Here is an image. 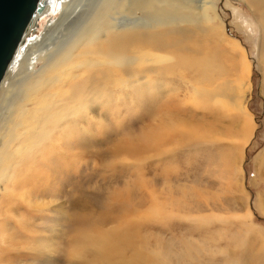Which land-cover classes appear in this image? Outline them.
<instances>
[{"label":"rangeland","instance_id":"obj_1","mask_svg":"<svg viewBox=\"0 0 264 264\" xmlns=\"http://www.w3.org/2000/svg\"><path fill=\"white\" fill-rule=\"evenodd\" d=\"M262 1L52 4L22 46L31 71L6 77L0 154L15 117L35 123L19 99L63 71L41 113L59 123L17 165L57 180L4 231L0 156V264H264Z\"/></svg>","mask_w":264,"mask_h":264},{"label":"bare ground","instance_id":"obj_2","mask_svg":"<svg viewBox=\"0 0 264 264\" xmlns=\"http://www.w3.org/2000/svg\"><path fill=\"white\" fill-rule=\"evenodd\" d=\"M68 1H72L71 3H73L74 0H40V3L43 5V9L41 10V12H36L34 14L31 22L29 23V25L27 27V30L25 31V34L23 35L22 41L19 43V45L16 48V51H15L9 65H8L6 71H5V74L0 81V97L6 91L4 89V84L7 81L6 77L11 74V70L14 67V65H22L24 62L25 66L22 67V68H24V72L29 73L31 71L32 68L30 66L32 65V61H34L35 57H32L30 59H25V61H24L25 57L23 58V54L25 53L24 55H26V52H25V48L22 46L24 45V43L25 44L29 43V41H30L29 38H30L31 32H33L32 34H34L40 19L44 16H47L50 13L53 3H55V5H56L55 13H57V12L65 9V8H68L70 6V5H66ZM262 2H264V1H262ZM187 5H189V4L187 3ZM207 5H209V3L207 1L206 2L203 1V9L205 11L210 12V14H211V15L209 14L210 17L208 16L210 18V21H212L215 24L218 23L216 15L213 11V9H214L213 6L211 8L210 6H207ZM37 14H39V15H37ZM206 20H208V19H206ZM25 40H26V42H25ZM19 58H20V60H19ZM120 58L121 57H119L118 60ZM118 60H116V61H118ZM115 62L110 61L108 63L105 62V64H107L108 67L109 66L113 67V66H115V64H114ZM124 66H125V64H124ZM118 67H123V64H119ZM72 68H75V67L72 66ZM110 72H112V71H110ZM63 73H64L63 71H57L53 74V76L52 75L46 76L45 80L39 84V86H38L39 89L33 91V94L30 96V98L32 96H34V97L27 101V105L19 97L20 99H19L18 108H20V109L24 108V111H21V114H20L21 118H26L28 116H32L34 118V122H35L34 124H30L25 128V133L23 131L24 128H23V124H22V122H24V121L21 122V120H23V119H20V121H19L18 117H15V118L13 117L14 119L9 123L10 128H9L8 135H7L8 139L6 138L7 141L5 143L6 151H4L3 153L0 154L1 158H4V161L8 166L7 169H9V176L5 175V181H3L2 183H4V184H7L8 182L11 183L10 188H9V192H7L3 196V202H2V207L4 208V211H2L3 212L2 229L4 231L6 229L9 230V228H8L9 224L13 223L14 220H16L14 218L15 216L13 214L15 212H17V210L19 208H25L26 210H30L31 208L34 207L33 205H31V202H30L31 197L28 198V194H30V192H32L33 189L31 186L34 185L36 180H38L40 178H46L45 180H48V181H49V179L54 180V181L57 180V176H55V174L52 176L50 175L47 178L44 174H38L37 175L36 173H33L32 166H34V164H36V162H35L36 160H34V162L32 163V166L29 164L28 165L22 164L18 167L17 165L20 163V161H22L26 157V155H27V153L31 147L34 149L42 150V144H40V136L48 135L49 132H52L55 125L57 126V124L59 123V118H58L57 114H50L51 117H49V116L43 117V116H41V113H43L45 101L47 99L55 98L53 91H54L56 85H58L62 82H65V77H64ZM39 78H42V76L39 75L37 77V79H39ZM115 85H117V88L120 89V88H123V85L125 86L126 84H125V81L117 79L115 81ZM71 91L73 92V90H71ZM71 91H69L68 96L73 95L71 93ZM248 91H250V87H248ZM248 95H249V92H247V97H248ZM245 104H246V102H243V105L240 102L238 109H241V107H242L243 111H244L246 109ZM28 105L30 108L27 107ZM30 123H31V121H30ZM42 123H45L47 125H42ZM162 125H164V123ZM165 125H164V127L162 126L164 128V131L168 130L170 128V127H166ZM158 133H160V132L158 131ZM25 135L29 137L27 143L23 142V138L25 137ZM153 136H154V138H156L157 134L154 133ZM2 145H4V144L2 143ZM50 146H53V145L50 144ZM41 165L45 169L49 168V166L47 165L46 162H45V164H44V162H41ZM16 166L18 168H16ZM21 225L22 224L19 223L15 226L20 228Z\"/></svg>","mask_w":264,"mask_h":264},{"label":"water","instance_id":"obj_3","mask_svg":"<svg viewBox=\"0 0 264 264\" xmlns=\"http://www.w3.org/2000/svg\"><path fill=\"white\" fill-rule=\"evenodd\" d=\"M42 9L40 0H0V81L34 14Z\"/></svg>","mask_w":264,"mask_h":264}]
</instances>
